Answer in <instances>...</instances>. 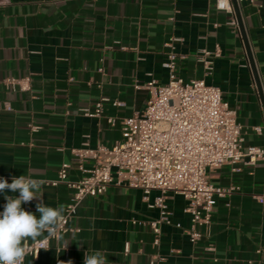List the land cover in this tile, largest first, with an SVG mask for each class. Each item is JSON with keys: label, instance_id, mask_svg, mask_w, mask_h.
<instances>
[{"label": "crops", "instance_id": "1", "mask_svg": "<svg viewBox=\"0 0 264 264\" xmlns=\"http://www.w3.org/2000/svg\"><path fill=\"white\" fill-rule=\"evenodd\" d=\"M215 2L0 0V178L11 183L25 175L45 182L65 161L68 177H77L72 148L120 139L121 118L145 105L143 84L167 81L163 62L170 43L182 56L177 73L218 86L242 125V144L264 146L263 106L234 11L217 9ZM239 9L264 95V0L242 2ZM216 48L219 55L206 70L197 56ZM9 77L29 78V88L12 87ZM101 97L109 99L102 101L101 114L85 115L83 109L93 110ZM114 99L124 104L113 106ZM235 167L207 169L213 184L238 188L215 198L209 228L194 245L180 195L167 193L170 222L161 225L155 245L154 233L141 221L158 217V208L149 206L158 192L143 199L138 188L110 183L104 193L81 200L69 222L73 231L51 240L37 258L26 256L24 264H83L84 253L95 250H103L109 264H148L154 256L162 258L158 264H264V165ZM70 193L62 183L43 185V201L53 208L65 207ZM37 203L22 207L39 217Z\"/></svg>", "mask_w": 264, "mask_h": 264}, {"label": "built area", "instance_id": "2", "mask_svg": "<svg viewBox=\"0 0 264 264\" xmlns=\"http://www.w3.org/2000/svg\"><path fill=\"white\" fill-rule=\"evenodd\" d=\"M236 1L240 6L242 2L254 0ZM215 6L233 13L231 0H216ZM232 22L237 24L235 19ZM170 47L163 62L167 81L159 83L152 78L143 84L147 91L145 105L121 118L120 139L110 146L99 143L94 147L72 148L79 175L69 178L70 163L65 161L56 177L45 181L52 186L65 184L71 190L64 207L62 227L58 237L52 240L74 230L69 222L84 197L100 195L110 183H115L140 189L143 199H147L152 190L158 192L149 204L158 208V217L141 221L154 233L152 242L155 245L159 243L161 225L170 222L171 211L166 195H180L185 200L183 210L190 215L186 233L194 245L202 237V229L209 228L215 198L225 197L238 188L232 184H213L207 169L224 163L233 165L234 170L238 163L253 165L261 162L264 165V146L242 144V125L237 121L235 111L223 99L220 88L205 83L202 78L184 80L176 71L177 61L182 56L174 51L172 43ZM218 55V48L212 52L202 49L197 60L209 70L212 57ZM6 82L21 90L29 88V78L17 80L9 77ZM103 100L109 99L101 97L93 110L85 108L83 113L99 116ZM111 104L122 106L124 103L114 99ZM107 121L114 123L115 118L108 117ZM254 130L260 133L261 127L255 126ZM212 248L205 247L207 250ZM42 249L37 247L29 255L35 259ZM124 251H128V243ZM160 259L154 256L148 264H158Z\"/></svg>", "mask_w": 264, "mask_h": 264}, {"label": "clouds", "instance_id": "3", "mask_svg": "<svg viewBox=\"0 0 264 264\" xmlns=\"http://www.w3.org/2000/svg\"><path fill=\"white\" fill-rule=\"evenodd\" d=\"M43 180L32 179L21 175L13 176L12 182L0 178V193H5L6 201L0 212V264H24L26 256L35 248L46 247L52 239L58 237L64 220V206L53 208L43 201ZM5 190L18 192V196L8 195ZM37 200L36 212L39 217L26 211L22 205ZM31 242V243H30ZM68 243L65 244V249ZM39 252H37L36 258ZM65 264V262H59ZM66 264H73L71 260ZM83 264H109L103 250H95L91 254L84 253Z\"/></svg>", "mask_w": 264, "mask_h": 264}, {"label": "water", "instance_id": "4", "mask_svg": "<svg viewBox=\"0 0 264 264\" xmlns=\"http://www.w3.org/2000/svg\"><path fill=\"white\" fill-rule=\"evenodd\" d=\"M231 2H232V7H233L234 14H235V18H236V21H237V24H238V27H239L243 42H244L245 50H246V53H247V57H248L250 66H251V70H252V73H253V77H254V80H255V83H256V87H257V90H258L259 98H260L261 104L263 106V112H264V95H263V92H262V89H261V86H260V82H259V78H258V75H257V72H256V68H255V65H254V62H253L251 50H250V47H249V44H248V41H247V38H246V35H245V31H244V27H243L241 15H240L239 5H238L236 0H231Z\"/></svg>", "mask_w": 264, "mask_h": 264}]
</instances>
